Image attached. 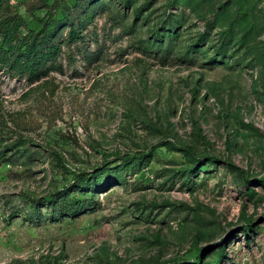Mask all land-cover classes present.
<instances>
[{"label": "rangeland", "instance_id": "374dc122", "mask_svg": "<svg viewBox=\"0 0 264 264\" xmlns=\"http://www.w3.org/2000/svg\"><path fill=\"white\" fill-rule=\"evenodd\" d=\"M75 4L11 0L86 29L0 68V264H264V0Z\"/></svg>", "mask_w": 264, "mask_h": 264}, {"label": "trees", "instance_id": "16d2710c", "mask_svg": "<svg viewBox=\"0 0 264 264\" xmlns=\"http://www.w3.org/2000/svg\"><path fill=\"white\" fill-rule=\"evenodd\" d=\"M93 1L76 0L75 8L83 9ZM42 7L47 8L46 5ZM71 16L69 10L61 9L58 14L49 11L48 17L45 20L38 19L40 23L37 29H33L14 13L11 0H0V68H6L14 76L26 77L31 82L54 70L57 60L63 53V46L65 44L70 46L84 39L86 24L81 22L76 24ZM213 23L214 21L210 20L208 28ZM64 28H69L68 36L60 39ZM23 29L27 30V33L24 34ZM222 50L223 48H220L219 52ZM86 183L91 184L88 178L82 176L77 185H84L82 186L84 188ZM64 191L49 199L33 200L32 203L37 205L48 200L51 205H55L62 202L66 204L63 208L67 214L79 216L80 203H72L69 200L72 193H77L76 190L70 193L69 190ZM83 195L87 193L83 192ZM198 259L200 261L201 257Z\"/></svg>", "mask_w": 264, "mask_h": 264}]
</instances>
